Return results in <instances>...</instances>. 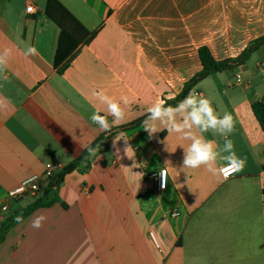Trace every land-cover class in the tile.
Wrapping results in <instances>:
<instances>
[{"label":"crops","instance_id":"1","mask_svg":"<svg viewBox=\"0 0 264 264\" xmlns=\"http://www.w3.org/2000/svg\"><path fill=\"white\" fill-rule=\"evenodd\" d=\"M45 2L0 0V54L11 50L0 74V224L41 194L48 165L60 171L107 132L91 120L107 107L93 92L128 98L124 122L111 129L120 127L157 100L175 98L201 70V48L226 60L264 35V0H53L49 16ZM55 27L62 40L53 66ZM28 46L36 54L25 55ZM261 63L264 45L244 65L195 86L217 112L233 116L228 138L245 160L235 175L183 167L190 141L167 130L149 137L143 121L99 144L87 171L64 177L56 197L66 208H39L8 229L0 264H264V130L250 107L264 104ZM236 74L241 83L222 90ZM204 135L223 148V137ZM226 155L217 158L218 170ZM164 168L166 186L154 193L146 177ZM33 174L38 192L1 210L7 193ZM40 215L46 220L33 228Z\"/></svg>","mask_w":264,"mask_h":264},{"label":"clouds","instance_id":"2","mask_svg":"<svg viewBox=\"0 0 264 264\" xmlns=\"http://www.w3.org/2000/svg\"><path fill=\"white\" fill-rule=\"evenodd\" d=\"M10 52L11 50L6 48L5 53L0 54V74H3L8 67L9 61L6 54H10ZM36 52L35 47L28 46L25 55H33ZM93 96L102 104L107 105L106 109L103 110V115L101 114L102 110L99 108L93 112L91 115L93 123L99 125L104 131H110L113 125L124 122L126 106L129 104L127 97L116 100L107 95L103 89L93 92ZM109 116L113 118L111 124L108 121ZM143 123L144 130L149 134V137L159 131L167 130L168 133L180 134L182 139L190 141L188 147L184 149L183 167L185 168L197 169L206 166L209 172L216 174L219 170L215 167V164L221 152L228 154L222 157L227 162L228 167L242 168L245 164V160L236 156L233 141L228 138L234 129L232 114L226 111L223 114L217 112L212 98L198 93L196 88L190 90L188 95L174 106L167 104L163 99L157 100L148 108V115ZM209 131L214 136L224 138L222 149H218L215 140L205 137L204 133ZM116 140L119 141V139ZM129 150L130 146L124 149L127 156ZM89 151L95 155L97 149L90 148ZM117 152H119V149H117ZM167 174V168L160 171L161 187L166 186ZM45 220L44 215L37 216L32 221L31 226L39 229ZM15 221L16 223H22L23 216L17 215Z\"/></svg>","mask_w":264,"mask_h":264},{"label":"trees","instance_id":"3","mask_svg":"<svg viewBox=\"0 0 264 264\" xmlns=\"http://www.w3.org/2000/svg\"><path fill=\"white\" fill-rule=\"evenodd\" d=\"M52 3L53 0H46L45 2L44 12L45 15L47 16L50 15ZM95 33L96 30L90 34L89 38L85 40V43H88L93 38ZM61 40H62L61 31L55 27L52 31L50 56H49V62L53 66L55 65L53 58L58 52V47L61 43ZM263 45H264V35L252 41L237 57L226 60H220V61L215 60L207 49L201 48L198 51V57L201 63V70L197 72L189 81L185 83L182 91L175 98L165 101L167 102V104L173 106L178 104L179 101H181L185 96L188 95L190 90L195 88L196 85H198L200 82H202L209 76L213 74L221 73L223 71L233 70L244 65L251 56V54L257 51ZM68 65H69V61L66 62L64 65H62L61 67H59L57 71L62 72ZM250 107H251V112L255 117L259 127L261 128V130H264V104L260 101H255L251 104ZM147 115L131 123L107 131L103 135L97 137L88 146H86L77 158H75L68 165L64 166L60 171H57L53 175L52 179L45 185L41 194L36 199H34L30 204H27L26 206L19 208L18 210L13 212L7 219L1 222L0 241L3 238L4 233L8 229L18 224L15 221V217L17 215H22L24 219L39 208L50 207L54 203L60 202L59 199L56 197V189L60 186L64 177L67 174L73 172L79 167L84 166V170L87 171V169L89 168V156L91 154V152L89 151L90 148L96 149L98 145L101 144L108 136L114 133L122 132L129 128L138 127L147 118ZM60 205L63 208L67 207V205L63 202H60Z\"/></svg>","mask_w":264,"mask_h":264},{"label":"built area","instance_id":"4","mask_svg":"<svg viewBox=\"0 0 264 264\" xmlns=\"http://www.w3.org/2000/svg\"><path fill=\"white\" fill-rule=\"evenodd\" d=\"M34 7L32 4H28L26 6V13L30 14L34 12ZM261 67H264V63L260 64ZM233 84H231L228 80H226V86H237L241 83V77L239 74H236L233 79ZM264 84V80L262 81ZM162 170V169H161ZM157 173H151L147 175L146 179L151 186L154 193L161 192L165 187H161L162 184V178L160 176V171ZM238 168L236 166L228 167L227 164L221 166L219 168V173L223 179H227L229 177H232L237 173ZM57 172V167L55 165H48L43 172V179H44V185H46L53 177V175ZM35 177V179H33ZM37 174H33L25 178L24 180L20 181L18 186L13 189L12 191H9L7 193L6 200L2 202L1 204V210H6L8 208V203L10 200H16L22 196H24L26 193H37L39 190L37 179ZM151 241L155 247H158V243L154 236L151 234Z\"/></svg>","mask_w":264,"mask_h":264},{"label":"rangeland","instance_id":"5","mask_svg":"<svg viewBox=\"0 0 264 264\" xmlns=\"http://www.w3.org/2000/svg\"><path fill=\"white\" fill-rule=\"evenodd\" d=\"M260 57V54H258V53H256L254 56H253V60H255V59H257V58H259ZM226 80L227 79H225L224 80V82H223V85H222V90H228V89H230V88H232V87H234L233 85H230V86H226ZM231 84H233V80H228ZM197 90V89H196ZM198 92V91H197ZM80 170H81V172H85V170H84V166H82V167H80Z\"/></svg>","mask_w":264,"mask_h":264}]
</instances>
